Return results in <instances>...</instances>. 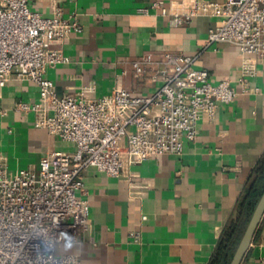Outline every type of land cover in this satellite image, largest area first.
<instances>
[{
  "label": "crops",
  "instance_id": "0c3cea01",
  "mask_svg": "<svg viewBox=\"0 0 264 264\" xmlns=\"http://www.w3.org/2000/svg\"><path fill=\"white\" fill-rule=\"evenodd\" d=\"M152 1L30 0L31 10L49 17L59 8L81 26L67 39L52 41L69 57L46 72L57 95L93 99L117 88L134 96L153 92L162 83L163 66L136 72L131 61L147 55L160 60L166 52L197 54L220 17L203 12L174 25L172 15L227 0H163L166 15L151 9ZM242 58L236 46L215 43L194 66L206 69L212 83L227 80L241 90ZM245 87L233 102L220 104L212 120L197 122L196 138L184 141L181 155L131 164L120 177L85 170L78 196L87 201L88 227L76 241L62 243L58 253L75 254L81 264H209L224 228L239 218L241 196L264 155L263 61H256V74ZM38 99V86L28 79L11 77L0 88V155L9 176L37 169L51 151L74 150L72 143L36 127L32 112L16 108ZM240 264H264V214Z\"/></svg>",
  "mask_w": 264,
  "mask_h": 264
},
{
  "label": "built area",
  "instance_id": "2783aa9c",
  "mask_svg": "<svg viewBox=\"0 0 264 264\" xmlns=\"http://www.w3.org/2000/svg\"><path fill=\"white\" fill-rule=\"evenodd\" d=\"M29 1L0 0V88L11 77L36 83L38 101L20 102L16 108L32 112L36 127L72 143L74 150L51 151L37 169L14 176L8 175L0 155V264H81L77 255L60 254L57 248L87 230V201L78 196L83 172L93 167L120 177L131 164L163 154L181 155L184 141L196 138L197 122L202 117L212 120L220 104L247 91L256 61L264 62V0L206 2L189 13L172 15L174 25L203 12L220 17V23L208 30L195 55L166 52L160 60L147 55L131 61L136 72L163 66L162 83L153 92L134 96L117 88L93 99L81 94L58 96L46 75L49 68L69 62L52 41L79 32L76 17H63L59 8L45 17L31 10ZM150 8L168 14L163 0H153ZM215 43L239 49L241 90L227 80L212 83L206 69L194 66ZM134 239L139 241V233Z\"/></svg>",
  "mask_w": 264,
  "mask_h": 264
},
{
  "label": "trees",
  "instance_id": "16d2710c",
  "mask_svg": "<svg viewBox=\"0 0 264 264\" xmlns=\"http://www.w3.org/2000/svg\"><path fill=\"white\" fill-rule=\"evenodd\" d=\"M263 189L264 155L255 166L241 196L239 218L224 228L209 264H229Z\"/></svg>",
  "mask_w": 264,
  "mask_h": 264
},
{
  "label": "water",
  "instance_id": "95a60500",
  "mask_svg": "<svg viewBox=\"0 0 264 264\" xmlns=\"http://www.w3.org/2000/svg\"><path fill=\"white\" fill-rule=\"evenodd\" d=\"M264 214V189L258 199L245 230L235 248L229 264H240L246 251L248 250L258 224Z\"/></svg>",
  "mask_w": 264,
  "mask_h": 264
}]
</instances>
